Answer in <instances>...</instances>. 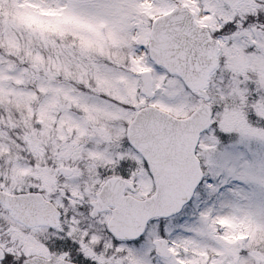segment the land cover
Here are the masks:
<instances>
[{
  "label": "snow or ice",
  "instance_id": "1",
  "mask_svg": "<svg viewBox=\"0 0 264 264\" xmlns=\"http://www.w3.org/2000/svg\"><path fill=\"white\" fill-rule=\"evenodd\" d=\"M0 264H264V0H0Z\"/></svg>",
  "mask_w": 264,
  "mask_h": 264
}]
</instances>
